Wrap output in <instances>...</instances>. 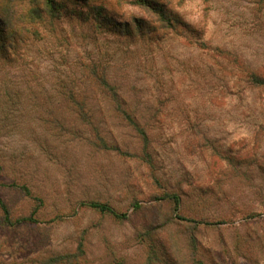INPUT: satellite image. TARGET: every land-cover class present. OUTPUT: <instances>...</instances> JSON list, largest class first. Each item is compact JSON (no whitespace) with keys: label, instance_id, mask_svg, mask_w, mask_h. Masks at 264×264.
I'll return each mask as SVG.
<instances>
[{"label":"rangeland","instance_id":"1","mask_svg":"<svg viewBox=\"0 0 264 264\" xmlns=\"http://www.w3.org/2000/svg\"><path fill=\"white\" fill-rule=\"evenodd\" d=\"M154 1L65 0L0 66V264H264V0Z\"/></svg>","mask_w":264,"mask_h":264},{"label":"trees","instance_id":"2","mask_svg":"<svg viewBox=\"0 0 264 264\" xmlns=\"http://www.w3.org/2000/svg\"><path fill=\"white\" fill-rule=\"evenodd\" d=\"M135 1L145 9L157 15L159 17V21L169 20L171 16L170 13H166L162 8L163 4H159L154 0ZM67 11L68 10L66 8L65 0H0V66L9 65L13 61L12 57L9 55V51L12 48H16L18 44L21 45L20 47H25L26 44L28 46L29 43H32V40L34 39H42L44 35H42L40 29L46 30V32L49 34L48 38L52 39L53 43H56L59 40L62 42L67 41L58 35V29L56 27V24L62 20V17L67 15ZM89 11L91 12V17L88 13H74L78 15V17H76L78 20H83L84 17H88L89 20L91 19L95 30L100 27L103 29L102 24H106V27H109V22L112 20L103 19L104 16H101L102 12L98 11L97 16L95 14L96 11H94V8L90 7ZM69 15L72 16L71 13H69ZM108 29L109 31L115 32L112 27H109ZM118 31L119 30H117V32ZM80 64L82 69L84 68L83 72L86 75H89V77H92L93 80L101 81L102 79L103 83H107V80L102 78V72L98 70V66H96L95 63H90L87 65L85 62H81ZM247 81L255 91L263 94L264 65L257 70H252L249 72ZM112 97H114V101L121 102V99L117 94L113 93ZM73 103L79 105V99ZM123 113L125 112L123 111ZM84 116L85 115H83V118ZM166 198L173 199L176 204L179 203V196L176 194H167ZM91 205L98 208L100 211H109L113 213V210L105 204L95 203ZM135 207H137V204H135ZM2 209L5 213L3 219L6 222H9L10 220L6 208L2 206ZM25 220L26 219H22V221ZM20 222L21 220L18 221V223ZM206 223L209 224L208 222ZM250 235V233H247L244 237L246 242H250L252 240L258 241L261 239V236L256 235L253 238ZM192 239L195 238L192 237ZM52 261H54V258L49 257L44 260V263L49 264V262Z\"/></svg>","mask_w":264,"mask_h":264}]
</instances>
